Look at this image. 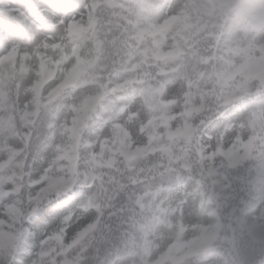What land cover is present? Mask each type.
Returning <instances> with one entry per match:
<instances>
[{
	"label": "snow or ice",
	"instance_id": "6c2138e0",
	"mask_svg": "<svg viewBox=\"0 0 264 264\" xmlns=\"http://www.w3.org/2000/svg\"><path fill=\"white\" fill-rule=\"evenodd\" d=\"M209 0H0V264H264V41Z\"/></svg>",
	"mask_w": 264,
	"mask_h": 264
},
{
	"label": "clouds",
	"instance_id": "9594fccd",
	"mask_svg": "<svg viewBox=\"0 0 264 264\" xmlns=\"http://www.w3.org/2000/svg\"><path fill=\"white\" fill-rule=\"evenodd\" d=\"M219 30L235 38L264 41V0H209Z\"/></svg>",
	"mask_w": 264,
	"mask_h": 264
}]
</instances>
